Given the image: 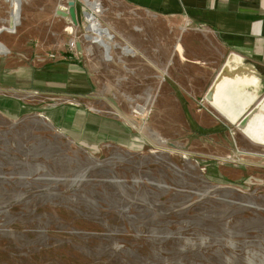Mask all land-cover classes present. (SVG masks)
Returning a JSON list of instances; mask_svg holds the SVG:
<instances>
[{
  "label": "rangeland",
  "instance_id": "obj_1",
  "mask_svg": "<svg viewBox=\"0 0 264 264\" xmlns=\"http://www.w3.org/2000/svg\"><path fill=\"white\" fill-rule=\"evenodd\" d=\"M74 1L78 25L63 13L68 0H0L2 64L69 61L87 76L69 94L60 72L33 78L52 94L0 89L26 100L17 113L0 108V264H264V146L204 98L221 70L217 48L203 32L195 53L207 62L164 47L147 73L130 54L149 44L157 55L158 43L126 39L142 27L128 4ZM73 38L81 50L71 54ZM64 106L133 139L73 136Z\"/></svg>",
  "mask_w": 264,
  "mask_h": 264
},
{
  "label": "crops",
  "instance_id": "obj_2",
  "mask_svg": "<svg viewBox=\"0 0 264 264\" xmlns=\"http://www.w3.org/2000/svg\"><path fill=\"white\" fill-rule=\"evenodd\" d=\"M120 1L128 4L141 18L142 27L140 30L136 32L135 36L132 34V37L127 36L126 39L134 38L158 43L155 45L157 55L147 49L149 48L148 44L147 48L143 47L130 54L131 63L135 61L136 57L138 60L135 62L139 61L142 67L145 66L148 73L151 59H158L155 61L157 66L164 64L160 58H165L162 50L164 47H168L169 50H172V55L180 61L186 60L194 63L195 66L202 65L207 60L200 59L201 57L199 58L195 51L199 42L202 41L199 34L205 32L206 40L212 47H216L219 55L223 57L221 69L225 68L226 72H231L232 77L254 76L257 78V82L252 86L253 91L258 94V98L264 96V0ZM167 26L169 27L166 31ZM167 42H172V45ZM178 43L182 47V52L177 48ZM18 51L17 55L20 53ZM2 62L0 60V73L3 77V80L0 79V89L8 88L25 90L27 93L36 91L45 95L52 94V83L46 80L44 86L32 84V81H36L33 78L39 73L48 77L52 73L60 72L63 74L65 91H68L66 94H69V92L74 93L75 88L80 90L87 79L86 70L69 61L44 65L40 68L27 64L20 65L15 62L9 64V60L3 64ZM157 71L160 72V68H157ZM22 77L28 79L29 83L23 84ZM5 79H9V81ZM144 82L147 83V81H141V83ZM43 87L46 89H39ZM25 103L26 100L19 97L3 98L0 99V108L4 112H20L25 109ZM252 107L253 105H251ZM61 109L63 110L61 122L73 136L89 137L94 141H98L102 135L116 140L133 139L130 134L127 135L126 128L120 127L118 122L104 118L101 114L67 106ZM247 112L248 110H245L239 119ZM259 145L264 146V144Z\"/></svg>",
  "mask_w": 264,
  "mask_h": 264
},
{
  "label": "bare ground",
  "instance_id": "obj_3",
  "mask_svg": "<svg viewBox=\"0 0 264 264\" xmlns=\"http://www.w3.org/2000/svg\"><path fill=\"white\" fill-rule=\"evenodd\" d=\"M10 6L9 13L11 18L9 19V30L14 31L16 20L15 8L18 9L19 6L18 4ZM63 13L67 14L66 11H63ZM87 27L85 28L86 30H88ZM256 82L257 78L252 75L236 77L222 75L216 82L215 100L209 104L221 116L231 122H239V117L245 110L250 111L256 108L255 110H251L252 112L247 124L239 128V130L255 143L264 144V96L258 98V94L248 88V86H253ZM251 105H253L252 108Z\"/></svg>",
  "mask_w": 264,
  "mask_h": 264
},
{
  "label": "water",
  "instance_id": "obj_4",
  "mask_svg": "<svg viewBox=\"0 0 264 264\" xmlns=\"http://www.w3.org/2000/svg\"><path fill=\"white\" fill-rule=\"evenodd\" d=\"M67 14L69 16L70 21L74 24V25H78V17H77V7H76V3L74 0H68V7H67ZM3 31V28H0V33ZM77 48L78 50H81V44L80 42H77ZM226 73L225 68H222L220 70V72L218 73L217 77L215 78V80L213 81V83L210 85V87L208 88L207 92L204 95V98L206 99V101L208 103H212L215 100V93H216V82L219 79L220 76L222 75H226L224 74ZM228 76V75H227ZM256 108H253L251 110H255ZM248 111L241 119H239V122L237 124L238 128H242L244 127L250 117V114L252 111Z\"/></svg>",
  "mask_w": 264,
  "mask_h": 264
},
{
  "label": "built area",
  "instance_id": "obj_5",
  "mask_svg": "<svg viewBox=\"0 0 264 264\" xmlns=\"http://www.w3.org/2000/svg\"><path fill=\"white\" fill-rule=\"evenodd\" d=\"M68 50L70 51L71 54H74V52L77 49V39L73 38L70 39V42L68 43ZM50 57H54V54H49Z\"/></svg>",
  "mask_w": 264,
  "mask_h": 264
}]
</instances>
